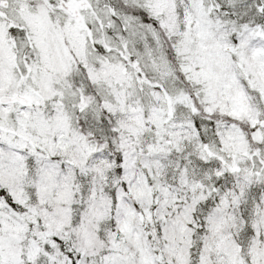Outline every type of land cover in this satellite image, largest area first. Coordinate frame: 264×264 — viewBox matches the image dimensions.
<instances>
[{
    "label": "snow or ice",
    "instance_id": "obj_1",
    "mask_svg": "<svg viewBox=\"0 0 264 264\" xmlns=\"http://www.w3.org/2000/svg\"><path fill=\"white\" fill-rule=\"evenodd\" d=\"M0 264H264V0H0Z\"/></svg>",
    "mask_w": 264,
    "mask_h": 264
}]
</instances>
